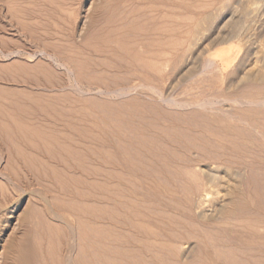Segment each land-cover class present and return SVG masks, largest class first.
Listing matches in <instances>:
<instances>
[{
	"label": "rangeland",
	"instance_id": "1",
	"mask_svg": "<svg viewBox=\"0 0 264 264\" xmlns=\"http://www.w3.org/2000/svg\"><path fill=\"white\" fill-rule=\"evenodd\" d=\"M236 5L0 0V264H264V82L212 55L262 66L264 3L190 55ZM208 167L239 184L202 219Z\"/></svg>",
	"mask_w": 264,
	"mask_h": 264
},
{
	"label": "bare ground",
	"instance_id": "2",
	"mask_svg": "<svg viewBox=\"0 0 264 264\" xmlns=\"http://www.w3.org/2000/svg\"><path fill=\"white\" fill-rule=\"evenodd\" d=\"M260 1L264 3V0H260ZM244 2L245 0H235V4L240 6V9L242 10V12H239V14L237 13L238 15L232 14L230 17H228L226 21H223L224 16L220 14L217 18L213 17L212 15H208L206 19H202L201 21L199 19L202 16L198 19L200 23L196 25V28L194 27L195 28V33H194L195 44H194L193 49L190 52L191 57H196V58L198 57V55L200 54L199 53V48L201 44L200 42L205 40V38L207 37L211 38L215 42L220 41V42H225V43H228L229 41L233 39L239 40L241 37H243V33L247 31L246 29L247 26H245V24L247 23L245 22V24H243V17H244L243 16V3ZM261 5L263 4L261 3ZM245 6L247 8L246 12H248V14L246 13V15L251 14L255 16L254 17L255 19H256V16L260 14L262 10L261 7H259V5L256 6L255 4L246 3ZM241 10H238V11H241ZM240 18L242 19V22L241 21L239 22ZM248 23L250 24V21ZM239 42H242V41H239ZM263 42H264V37H263ZM232 45L233 43L229 44V46L227 45L228 48L226 50L214 51L215 53L212 54L213 56L215 55V58L219 60L218 63L220 64V66L224 68L225 72L227 70H232L231 75L233 77L229 81L230 87H233L237 83V80H247L251 82L253 81L254 82H264V56L262 58L263 60L260 58L262 60L261 61L262 63L260 62L262 66H258L257 62L251 63V61L247 60L246 56H242L238 60V62L234 64L236 59L235 58L233 59L231 55ZM190 70H191V67H188V64L185 63L184 67L181 68L180 72L182 74V72L185 71V73L187 74L188 72H190ZM203 173H204L205 188L207 187V189H210V188L215 187L216 185H220L221 189H219L214 194L210 192V190H207V189L204 190L202 193L199 194L197 201L194 205V208L202 219L216 218L217 216L224 213L227 205L234 198V196H236L235 194L238 190V184H239L238 183L239 174L235 172H230V171L219 173L218 170H215L210 167L203 170Z\"/></svg>",
	"mask_w": 264,
	"mask_h": 264
}]
</instances>
